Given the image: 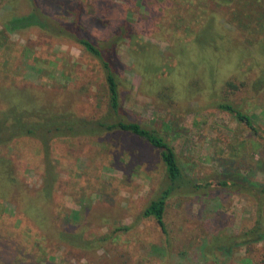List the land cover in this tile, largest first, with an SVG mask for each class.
Returning a JSON list of instances; mask_svg holds the SVG:
<instances>
[{"label":"rangeland","instance_id":"obj_1","mask_svg":"<svg viewBox=\"0 0 264 264\" xmlns=\"http://www.w3.org/2000/svg\"><path fill=\"white\" fill-rule=\"evenodd\" d=\"M81 1L106 21L89 29L98 43L122 20L135 26L146 50L119 47L123 108L175 148L187 177L206 186L226 170L264 184V0ZM32 9L31 0H0V31L8 38L0 47V89L27 93L52 114L103 119L109 98L96 58L71 39L4 26ZM208 22L212 42L203 49L195 40ZM229 81L238 89L227 90ZM219 100L249 115L258 134L217 109ZM48 148L27 137L0 148V264H264V243L243 239L258 220L259 195L176 190L163 233L143 216L168 185L159 150L123 132L59 138ZM30 205L44 216L25 213ZM261 216L264 223V203ZM59 232L82 235L89 245L66 244Z\"/></svg>","mask_w":264,"mask_h":264},{"label":"trees","instance_id":"obj_2","mask_svg":"<svg viewBox=\"0 0 264 264\" xmlns=\"http://www.w3.org/2000/svg\"><path fill=\"white\" fill-rule=\"evenodd\" d=\"M221 1L231 4L234 0ZM31 3L33 9L29 14L13 17L4 26L10 32L36 27L52 36L68 38L80 45L101 64L108 90L109 108L107 115L103 119L98 120L80 118L67 113L52 114L47 109L36 106L29 94L6 90L4 89L6 86H1L0 148L10 145L20 138L27 137L38 140L43 145V148L48 151L50 144L59 138L101 136L114 132L128 133L145 140L159 150L161 160L166 167L167 187L160 191L159 195L147 205L143 212L144 217L155 219L163 233H167L165 213L168 200L176 190L183 192L185 189H189L191 193H193L192 191L196 193L204 187L215 186L233 192L247 190V193H255L254 195L261 197V200H259V217L256 225L244 234L243 239L248 246L264 243V223L261 216V206L264 203V184L250 182L247 177L239 173L233 174L226 170L216 175V178L207 183L206 186L198 180L188 178L180 164L175 148L155 130L147 128L142 123L131 118L124 110L121 102V71L125 66L120 60L119 47L124 42H128L135 54H142L146 50V46H142L137 39L138 32L135 26L126 20H122L114 27L112 36L108 40L98 43L90 36L89 29L91 26L106 27V21L96 15L89 14L81 0H31ZM246 7L245 13L249 17L247 22L249 24V19L253 18L252 8L249 4H246ZM248 11H250L249 16ZM55 14L63 16L65 20H57L53 17ZM240 14L242 17V9ZM86 17H88V20H86ZM239 26L243 27L244 24L241 22ZM212 27L211 22L201 26L196 35L195 43L202 48L208 46L212 42ZM202 33L206 34V39L203 41H201ZM2 34L3 32L0 31V47L4 46L8 41V38L4 39ZM3 72L4 74L2 73V75L7 76V73ZM238 86L233 81L225 83L226 89H230V91L238 89ZM215 106L217 109L233 115L239 123L248 126L255 134H258L259 130L252 118L229 101L219 100L215 103ZM53 178L54 176L46 182L44 189L46 199L52 195ZM35 211L36 206L30 205L27 209L25 208L24 212L33 218L44 216L42 214L45 212L37 214ZM39 211L41 212L42 208H38ZM45 220H47V217H45ZM59 237L66 244L79 247L83 243L85 244L82 235L59 232ZM85 245L88 246L89 243Z\"/></svg>","mask_w":264,"mask_h":264}]
</instances>
